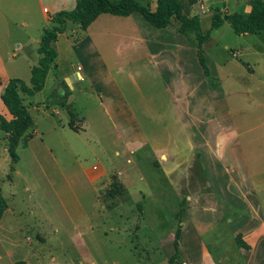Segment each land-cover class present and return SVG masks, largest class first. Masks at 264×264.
<instances>
[{"label": "rangeland", "instance_id": "rangeland-1", "mask_svg": "<svg viewBox=\"0 0 264 264\" xmlns=\"http://www.w3.org/2000/svg\"><path fill=\"white\" fill-rule=\"evenodd\" d=\"M136 1L156 8V0ZM253 1L200 0L188 6L182 0V13L197 16L206 33L214 16L247 14ZM63 4L0 0V46L7 65L25 69L26 60L37 65L34 39L47 29L42 7L67 11ZM171 25L178 28L174 20ZM68 29L56 47L58 63L70 65V73L78 61ZM185 35L191 86L186 85L192 89L187 105L197 103L208 112L194 120L191 141L184 139L159 79L152 85L151 75L145 82L135 73L116 76L114 68L127 59L117 51V38L103 53L117 86L106 77L93 87L87 80L69 82L72 88L63 82L75 114L72 125L56 102L61 94L52 76L42 92L26 98L32 122L27 133L0 131V196L12 210L0 220V264H169L176 231L181 238L191 227L203 232L202 264H245L241 251L264 243V232L257 233L259 227L264 231V32L238 36L228 23L213 30L202 46L216 79L212 84L198 64L194 33ZM167 82L173 85L170 78ZM96 87L112 94L109 113L98 105ZM48 104L57 106L58 115ZM124 138L132 141L129 149ZM248 183L256 185L255 200L237 188ZM189 240L195 247L193 234L184 235L174 264L188 261Z\"/></svg>", "mask_w": 264, "mask_h": 264}, {"label": "crops", "instance_id": "crops-1", "mask_svg": "<svg viewBox=\"0 0 264 264\" xmlns=\"http://www.w3.org/2000/svg\"><path fill=\"white\" fill-rule=\"evenodd\" d=\"M62 1L64 2V4L60 7L69 5V9L67 11H71L75 7V0ZM45 9L47 10V13L44 12ZM53 9L54 10L50 11L48 8L42 7V17L44 18L45 27L47 28L43 29L42 33L52 27V20L54 19L56 13H58L59 11H65L60 10L61 8L58 7H55ZM68 27V35L72 41L71 43H69L70 48L72 49L74 57L77 58L76 60L78 61V63H76L75 66L71 65L70 73V65L67 67L65 66V68L58 63L59 50L56 46H58V41L62 33L59 34L57 40L52 43V47L56 51L57 56L47 73L44 87L40 92H42L46 88L48 80L52 76V83H55V85L57 84V87L59 86L60 94L63 95L65 93L63 82L66 81L67 84L71 86V84L75 81L73 80V71L76 66L82 67L83 71L85 72V76L83 75V81H89L91 86L98 80L104 81L102 77L108 78L109 81L113 82L116 85L115 80L112 78L113 76L111 75V70L108 69L109 67L105 62L103 53L104 55H106L109 48L115 47L114 44L112 46V40L113 38H117L119 39L120 43L117 47V51L125 54L127 59L124 64H122L121 66L118 65L114 68L116 76L122 77V75L126 74L127 72L129 76L133 77V75L129 73H135L136 76L141 78L142 82H145L146 80L144 79V76L151 75V79L149 80L152 85H158V81L156 83V80L159 79L162 85V91L163 93H165L164 96H167L166 99L168 101L169 107L171 105V109L174 110L173 116H176L177 119H180V127L183 129L182 133L184 139L186 140L187 137V139L191 141L190 128L193 125H196V123H194V120L201 121L204 115H208V112H206L205 106L203 105L200 106L199 104L192 102H190L191 104L187 105L186 96L191 95L192 89L190 90V88H188L186 85V83L188 82L189 87L191 86L190 79L188 78L189 81L187 80L186 73V71H188L189 69L188 63H186V46L190 44L186 40V35L181 34L178 31V28L175 29L172 25L161 29L154 28L149 23H147L139 13L136 12L132 13L128 17L102 14L98 16L86 30L79 28L76 24L66 22L64 31ZM42 33L38 38L34 39L35 44L37 45V49L39 47ZM3 44L4 47H6L5 42ZM17 47H19V45H17ZM39 59L40 55L38 58V62ZM37 65H35V62H31L29 60L24 61L25 69H22L17 65H7L4 58V52L0 46V115L3 116L6 120L11 119V115L9 114L7 108L1 100V95L3 94L6 83L10 79H19L23 82L25 81V85L27 87H30L31 69ZM26 72L29 75L28 83L25 80L26 78L22 76L25 75ZM176 75L180 76L179 83L175 81ZM59 77H62V80H59ZM168 78H170L173 85L167 82ZM69 82L71 84H69ZM146 84L148 83L146 82ZM110 86L112 85L110 84ZM93 92H96L95 94H97L95 96L98 99V105L101 106L103 110H105V112L108 111L109 113V110L113 109L112 94L109 92V89L105 90L96 87L95 91L93 90ZM134 92L138 94V100L142 104V91L138 89L134 90ZM175 93H177L178 95H175ZM19 96L23 99V105L25 106L29 114L28 106L25 104V100L26 98L32 96H27L22 93H19ZM181 97L183 98V100H181ZM69 98L65 106L61 105L67 113L71 112L68 108ZM120 101H122L125 104L126 109H128L126 106L128 100L125 97V90L120 91ZM191 106L193 110H191ZM46 107L47 109H50L51 112L54 111V115H58L56 105L48 104L46 105ZM119 108H121V106ZM120 112H122V109L120 110ZM71 113L72 120H74L75 114L73 112ZM36 136H39L37 130H35V137ZM123 140L125 146L129 149L132 145L129 142L132 141L128 140L127 138H124ZM237 188L240 191H244V189L248 190L249 198L251 200H255L253 197L255 195V184L251 185V183H248L247 187L238 186ZM251 191L253 192L251 193ZM9 212H12V210L10 209V206L7 205V209L4 213ZM189 232L193 234L196 245L192 248L190 240L188 241L189 246L188 249L185 250L186 253H188V261L186 259H183V264H188L189 262H191L192 264H202L201 262L203 261L205 257L204 254L206 252L201 241L203 232L192 227L191 229H189ZM263 232L264 231L262 230V228L259 227L257 229L258 235H262ZM185 233L189 235H186ZM185 233L179 239V254L180 250L182 249L180 247V242L184 238V235L188 237L190 236V233ZM252 250L253 251L251 252L247 251V254L244 251H241V253L243 254L244 263L264 264V243H255L254 246H252ZM248 254L249 256L246 260L245 256H247Z\"/></svg>", "mask_w": 264, "mask_h": 264}, {"label": "trees", "instance_id": "trees-1", "mask_svg": "<svg viewBox=\"0 0 264 264\" xmlns=\"http://www.w3.org/2000/svg\"><path fill=\"white\" fill-rule=\"evenodd\" d=\"M183 8L182 0H156L154 11L140 5L136 0H118L116 2L110 0H76L75 7L71 11H59L56 13L52 21V27L45 30L41 35L37 49L40 59L38 65L31 69L30 87H27L19 79H10L4 87L1 100L11 115V119L6 120L0 115V131L10 133L17 130L19 135L24 136L32 126L31 118L23 105V99L19 96V93L33 96L43 89L47 73L57 56L52 43L57 40L59 34L63 33L66 22H71L86 30L102 14L128 17L136 12L152 27L161 29L171 25V21L174 20L181 34L194 33L198 64L204 77L211 84L215 83L216 79L210 75L205 64L202 46L210 40V34L213 30L219 29L223 23H228L238 36L264 32V0H254L247 14L225 15L223 18L214 16L206 33L201 30L200 19L197 16L187 18L182 13ZM68 96L69 92L66 88L63 95L57 96L56 102L65 106ZM68 114L71 118L69 125H72V113L68 112ZM6 209L7 204L0 196V220ZM180 234V230H177L174 235L172 244L174 252L168 260L169 264H174L179 258ZM14 264L24 263L16 262Z\"/></svg>", "mask_w": 264, "mask_h": 264}, {"label": "built area", "instance_id": "built-area-1", "mask_svg": "<svg viewBox=\"0 0 264 264\" xmlns=\"http://www.w3.org/2000/svg\"><path fill=\"white\" fill-rule=\"evenodd\" d=\"M47 13V10H44ZM83 69L81 66H76L73 71V80L75 81H83Z\"/></svg>", "mask_w": 264, "mask_h": 264}, {"label": "water", "instance_id": "water-1", "mask_svg": "<svg viewBox=\"0 0 264 264\" xmlns=\"http://www.w3.org/2000/svg\"><path fill=\"white\" fill-rule=\"evenodd\" d=\"M198 1H200V0H187V5L191 6V5L195 4V3H197ZM187 5H185V7H187Z\"/></svg>", "mask_w": 264, "mask_h": 264}]
</instances>
